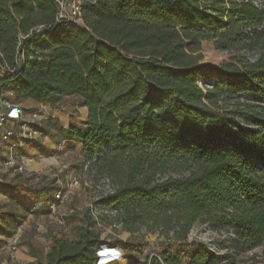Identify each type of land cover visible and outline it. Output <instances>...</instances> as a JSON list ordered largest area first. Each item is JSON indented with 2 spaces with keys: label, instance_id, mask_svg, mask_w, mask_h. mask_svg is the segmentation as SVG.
Listing matches in <instances>:
<instances>
[{
  "label": "trees",
  "instance_id": "1",
  "mask_svg": "<svg viewBox=\"0 0 264 264\" xmlns=\"http://www.w3.org/2000/svg\"><path fill=\"white\" fill-rule=\"evenodd\" d=\"M57 14L56 0H0V61L16 69L3 73L1 91L51 107L79 97L84 127L60 133L110 180L114 192L99 201L117 210L127 233L172 231L185 242L204 220L231 226L264 254V10L238 0H81V22ZM214 49L225 60L198 65ZM52 189L37 187L36 199ZM18 208L10 201L0 234L37 212ZM93 224L85 212L75 239L54 237L37 264H94L101 239ZM215 259L198 244L188 264Z\"/></svg>",
  "mask_w": 264,
  "mask_h": 264
},
{
  "label": "rangeland",
  "instance_id": "2",
  "mask_svg": "<svg viewBox=\"0 0 264 264\" xmlns=\"http://www.w3.org/2000/svg\"><path fill=\"white\" fill-rule=\"evenodd\" d=\"M226 53L222 49L206 51L204 52V58L198 61V65L215 68L221 61L225 60ZM249 54L251 53H246V56L249 57ZM199 76L208 80L214 76V73L208 76ZM12 92L13 94L10 96L2 91L4 95L16 103L25 100L17 97L14 91ZM56 108L67 112L72 122L76 124L80 122L76 115V111L79 109L78 96H62L58 100ZM61 117L65 122L66 117L64 115H61ZM70 121L69 119L65 124L62 121L58 122L56 118L51 116L42 121L44 130L48 131L46 132L48 138L42 139L41 145L43 147L36 148V155H33L34 157L30 156L29 168L35 170V174L13 173L0 164V187L6 189L16 191L33 189L36 192L35 189L39 186L54 187L57 178H59L62 185H66L71 178L78 180V185L71 190L61 208V211L66 214L64 226L51 223L46 215L45 202L36 199L34 206H36V211H39L38 215L34 220L27 223L19 246L28 243L36 250L38 245L44 246L46 244L49 235L64 237L69 240L75 239L77 227L85 224V212H87L88 206L94 203L96 197L100 194L96 185L105 176L97 175L90 164L85 167L87 161L81 144L65 139L60 133L59 128L69 127ZM16 204L18 205V203ZM8 206H6V211ZM18 206L19 212H22V208H28L22 204ZM37 222L44 227L45 232L43 234L35 232L33 227ZM110 225L111 219L104 217L101 226L96 227L100 239L108 242L123 241L121 246L124 253L137 261L138 264H142L155 254L161 255L164 252L175 255L180 264H188L198 244L206 246L215 253L216 259L210 264H264V254L261 248L244 246L241 237L228 225L199 220L190 227L185 242H181L174 236H166L158 230L148 232L142 227H136L131 234L124 230L120 232L114 231V229L111 230ZM114 232L119 233V237L115 236L114 234L117 233ZM4 243V238L0 237V255H2L3 248L1 249V247ZM120 264H125V261H120Z\"/></svg>",
  "mask_w": 264,
  "mask_h": 264
},
{
  "label": "built area",
  "instance_id": "3",
  "mask_svg": "<svg viewBox=\"0 0 264 264\" xmlns=\"http://www.w3.org/2000/svg\"><path fill=\"white\" fill-rule=\"evenodd\" d=\"M56 1L58 3L57 20H66L74 23L81 22V0ZM238 1L250 2L257 8L264 10V0ZM249 53H251L248 57L250 61H253L258 56V52L256 51ZM15 71L16 69H11L0 61V88L3 73L13 74ZM198 83L203 91L212 87V85L203 84L201 81ZM48 117V115L41 114L38 109H24L18 103L4 95L0 89V164L4 168L19 174L27 173L33 175L36 173L35 170L29 168L30 154L27 149L32 143L41 144L42 139L48 138L42 125V121ZM239 124L244 127L248 126L243 121H240ZM88 164L89 162L86 163L85 167ZM77 185L78 180L76 178H71L66 185H62L59 178L56 179V184L52 192L44 199L46 215L51 223L57 226H64L66 214L61 211V208L71 193V190ZM96 186L99 188L100 194L96 197L94 203H91L87 208V212L94 222L93 228L96 230L97 226H101L103 218L108 217L111 219V230L114 229L117 232L122 231L123 225L121 221L116 219L117 210L99 201L103 196L112 194L114 192V186L107 177H103ZM27 223L25 220L18 223L8 235L4 247L7 251L14 252L18 249ZM33 228L38 234L45 232L44 227L38 222L35 223ZM117 234L114 235L119 237V233ZM172 235L173 232L170 231L169 236ZM48 238L52 242L54 236L49 235ZM122 242L121 240L114 242L101 240V243L95 250L96 260L94 264H120V261H125V264H128L126 254L121 246ZM153 256L157 258L160 264H165L160 255L155 254Z\"/></svg>",
  "mask_w": 264,
  "mask_h": 264
},
{
  "label": "crops",
  "instance_id": "4",
  "mask_svg": "<svg viewBox=\"0 0 264 264\" xmlns=\"http://www.w3.org/2000/svg\"><path fill=\"white\" fill-rule=\"evenodd\" d=\"M7 94L11 96L13 92H7ZM18 104L26 110L38 109L41 112V114L51 116L52 118H56L58 122H61V121L64 122L63 118L60 115V112L62 110L56 107H51L47 104H44L42 102H36L32 99H25L22 102H18ZM64 114L66 116V121L64 122L65 124L68 122L69 119L71 120L70 121L71 124L69 125V127L73 126L79 129H82L84 127L85 124H84L83 119H80L79 120L80 122L76 124L72 122V119L68 116L67 112H64ZM33 145L34 144H31L29 148L27 149L30 156H33V155L35 156L37 152L36 147ZM21 192H24V195L22 197H20ZM35 199H36V192L33 189H29L28 191L27 190L16 191L14 189H6L3 187H0V207H1L0 208V222H1L0 225L3 222V216H4L3 213L6 212V206H8L9 201H14L18 203V205L22 204L23 206H26V207H32L35 204ZM38 212L26 214L24 218L19 219L17 221L16 225L24 220L26 222H29L30 220L31 221L34 220V218L37 217ZM14 228L12 229V231L14 230ZM8 235L9 234H5V235L0 234V237L4 238L5 240L4 245L1 247V249L3 248V251H1L2 255H0V264H37V259H44L49 249V246L51 244V241L48 238V240L46 241V244L44 246L38 245V248L36 250H34V248H32L28 243H25V244H21L20 246H18V249L16 251L10 252L4 248Z\"/></svg>",
  "mask_w": 264,
  "mask_h": 264
}]
</instances>
